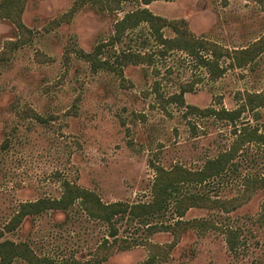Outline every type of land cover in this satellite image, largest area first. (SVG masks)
<instances>
[{
    "label": "rangeland",
    "instance_id": "1",
    "mask_svg": "<svg viewBox=\"0 0 264 264\" xmlns=\"http://www.w3.org/2000/svg\"><path fill=\"white\" fill-rule=\"evenodd\" d=\"M77 1L27 0L21 14L30 31L26 36L10 20L0 19V50L8 40L21 37L25 42L0 62V145L5 143L0 149V226L20 202L58 197L64 180L94 190L103 202H145L154 177L151 163L197 168L228 149L233 129L242 122L264 129V108L257 110L256 119V114L246 112L232 124L191 112V107L234 109L238 93L264 92V50L243 68L227 66L228 61L221 59L224 72L213 79L202 64L180 50L162 55L142 24L103 47L100 54L120 68L122 76L117 71H92L72 49L89 52L107 42L115 20L144 5L139 0H122L120 9L108 11L83 0L69 21L57 23ZM262 1L157 0L147 7L167 19H185L196 36L232 49L264 35ZM163 32L172 35L169 29ZM128 51L146 56L145 62L117 59ZM183 85L189 90L183 92L181 102L174 100ZM261 175L264 147L249 143L207 190L230 197L240 190L244 177ZM263 202L264 187L231 215L242 221L258 214ZM207 215L209 211L201 208L186 213L187 218ZM160 217L167 221L171 214L167 211ZM115 225L121 236L157 243L172 240L164 231L148 234L142 222L126 216ZM256 229L263 245V228ZM106 233L105 223L88 219L75 203L67 210L26 217L3 238L26 241L42 255L87 258ZM194 249L196 256L180 258ZM146 254V247L138 245L115 251L101 264H135ZM172 256L164 264H224L227 260L220 236L198 239L191 231L184 234ZM14 264L27 263L16 259Z\"/></svg>",
    "mask_w": 264,
    "mask_h": 264
},
{
    "label": "trees",
    "instance_id": "2",
    "mask_svg": "<svg viewBox=\"0 0 264 264\" xmlns=\"http://www.w3.org/2000/svg\"><path fill=\"white\" fill-rule=\"evenodd\" d=\"M26 1L0 0V19L10 20L21 36H26L30 32L21 20ZM84 1L75 2L66 13L56 19L57 23L69 21ZM92 1L99 9L108 11L120 9L122 2V0ZM139 1L144 6L128 11L115 20L113 34L107 42L97 44L89 52L76 47L72 49L88 62L92 71L105 69L117 71V74L122 76V70L116 69L110 60L100 58V54L103 47L120 41L127 30L136 29L142 24L149 29L162 55L168 50H180L202 64L213 79L220 77L224 72V67L219 64L221 59L228 61L227 66L243 68L253 63L264 50V35L249 45L230 49L213 40L196 36L185 19H167L154 14L147 5L157 0ZM165 29H169L172 35L166 36L163 32ZM24 43L21 37L6 41L0 50V62L7 61L9 56L7 52H12ZM116 57H119L117 59L122 57L133 64L146 60V56L130 51L120 53V56ZM188 88H190L188 85H183L173 99L181 102L182 94L189 90ZM237 97L239 104L234 109L199 110L191 107V112L211 114L232 124L246 112L256 114V119L257 110L264 108V92L245 91L242 94L238 93ZM34 116L38 117L35 113ZM232 132L234 137L228 149L205 159L197 168L187 167L181 163H175L170 167L151 163L154 177L150 186V199L145 202H103L94 190L64 180L58 197H42L18 203L14 213L0 226V264H14L16 259H21L27 264H101L115 251L138 245L146 247L147 254L143 260L135 264H164L173 258L172 251L189 231L194 232L198 239L220 236L227 258L224 259L226 261L224 264H264V244L260 243V238L256 234V228H263L264 233V202L258 214L246 217L242 221L231 215L249 202L257 190L264 187V175L244 177L240 190L230 197L211 195L207 190L210 184L234 164V159L244 145L251 143L264 147V129L256 124L244 121ZM4 147L5 143L0 145V149ZM75 203L88 219L101 221L107 226L106 235L87 258H55L42 255L36 253L26 241L3 238L5 233L15 231L26 217L39 215L46 210H67ZM192 208L206 209L209 215L187 218L186 213ZM167 211L170 212L171 218L163 221L160 216ZM125 216L142 222L148 234L164 231L172 236V240L157 243L149 238L119 235L115 224L120 217ZM158 217L160 221L152 223V219ZM196 254L194 249L180 255V258H191Z\"/></svg>",
    "mask_w": 264,
    "mask_h": 264
},
{
    "label": "crops",
    "instance_id": "3",
    "mask_svg": "<svg viewBox=\"0 0 264 264\" xmlns=\"http://www.w3.org/2000/svg\"><path fill=\"white\" fill-rule=\"evenodd\" d=\"M148 6V5H147Z\"/></svg>",
    "mask_w": 264,
    "mask_h": 264
}]
</instances>
